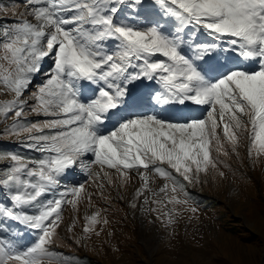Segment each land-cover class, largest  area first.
Listing matches in <instances>:
<instances>
[{
  "label": "snow or ice",
  "instance_id": "6c2138e0",
  "mask_svg": "<svg viewBox=\"0 0 264 264\" xmlns=\"http://www.w3.org/2000/svg\"><path fill=\"white\" fill-rule=\"evenodd\" d=\"M21 3L23 12L19 3L0 6L16 16L0 24V92L11 96L0 100V122L4 135L23 138V147L40 156L0 151V192L9 194L0 202V224L10 220L37 235L24 248L0 237V264H73L52 245L64 206L78 211L85 195L91 203L85 184H63L77 169L100 189L113 183L109 170L121 186L135 170L141 186L133 200L156 205L151 210L171 224L176 206L197 212L187 185L209 169L223 177L218 156L228 147L238 155L245 134L248 156H264V0ZM144 81L162 87L151 96V114L140 111L135 91ZM86 84L95 86L91 96ZM30 87L35 91L26 97ZM190 104L207 106L206 115L182 114ZM154 177L164 181L157 189ZM99 218V211L84 217L81 239ZM74 226L75 218L68 231Z\"/></svg>",
  "mask_w": 264,
  "mask_h": 264
},
{
  "label": "rangeland",
  "instance_id": "374dc122",
  "mask_svg": "<svg viewBox=\"0 0 264 264\" xmlns=\"http://www.w3.org/2000/svg\"><path fill=\"white\" fill-rule=\"evenodd\" d=\"M14 3L20 4L17 12L24 11L21 0H0V6L8 9ZM126 14L120 13L121 16ZM27 18L32 20L31 16ZM15 19L11 10L0 11V24L7 25ZM130 19L136 21L138 26L144 23L143 17ZM197 38L207 39L203 33ZM51 63L50 59L44 62L45 71ZM44 78L41 74L36 77V81ZM92 87L95 86L86 84L85 90L89 96L92 95ZM161 90L158 82L144 81L138 84L135 91L143 98L140 111L151 114L154 108L151 96L155 91ZM33 91L35 88L30 87L25 96H31ZM5 99H11V96L0 92V100ZM206 111L207 106L190 104L182 110V114L204 116ZM179 114L181 113H176ZM27 119L36 121L43 117L29 114ZM4 127V123L0 122V151L19 152L30 159L40 156L23 147V138L4 135ZM247 145L245 134L237 149L238 155L228 147L227 156H218L219 161H222L218 168L224 172L223 177L216 170L209 169L207 174H200L199 183L187 185L188 192L194 190L207 199L198 203L191 196L190 205L198 209L195 213L185 206H176L179 214H173L174 222L171 224L160 211L151 210L156 205H144L143 198L133 200L136 189L141 186L135 170L130 172V179L123 186L114 170H109L113 183L105 181L103 189L89 181L83 171H73L63 184L72 186L77 181L85 184L86 193L92 197L91 203L85 195L78 205V211L74 212L71 205L64 206L62 221L57 229L58 236L52 249L75 258L73 264H83L77 258L80 255H86L100 264H264V156L259 159L250 158ZM23 151L29 154L25 155ZM216 155L213 152V156ZM0 166L3 170L4 164L0 163ZM163 182L154 177L151 187L157 189ZM132 202L137 203L136 208L130 206ZM168 208L171 209L172 205ZM34 211L35 209H29L30 213ZM97 211L100 212V223L95 225V230L88 234L87 239H81L84 236V217ZM74 218L75 226L69 232L68 228L73 224ZM104 220H107L106 224L103 223ZM4 223L14 225V231L12 235L9 232L2 235L1 232L6 230L1 229L0 237L12 240L18 248L29 246L36 239L35 230L10 220H5ZM17 235L19 239L16 238ZM82 261L86 264L84 259Z\"/></svg>",
  "mask_w": 264,
  "mask_h": 264
},
{
  "label": "trees",
  "instance_id": "16d2710c",
  "mask_svg": "<svg viewBox=\"0 0 264 264\" xmlns=\"http://www.w3.org/2000/svg\"><path fill=\"white\" fill-rule=\"evenodd\" d=\"M4 149H7V148H4ZM23 153L25 155L29 154L28 152H25V151H23ZM0 170H2L1 166H0ZM189 193H190V195L192 197H194L197 200L198 203H203L207 199V198L204 197L203 194L198 193V192H196L194 190H190ZM8 199H9L8 189L5 188L3 192H0V202H7ZM3 225H6V227L3 228ZM1 229H5L6 230L4 232H1L2 235H6L7 232H9V234L12 235L13 231H14V225L3 223V224H0V230ZM16 238L19 239V235H17ZM77 258L83 264H84V262L82 261V259H84L86 261V264H97V263H99V262L91 259L90 257L86 256V255H80V256H77Z\"/></svg>",
  "mask_w": 264,
  "mask_h": 264
}]
</instances>
